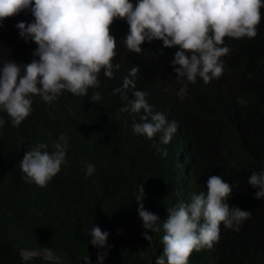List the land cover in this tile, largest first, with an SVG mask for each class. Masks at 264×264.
Wrapping results in <instances>:
<instances>
[{
	"label": "trees",
	"instance_id": "obj_1",
	"mask_svg": "<svg viewBox=\"0 0 264 264\" xmlns=\"http://www.w3.org/2000/svg\"><path fill=\"white\" fill-rule=\"evenodd\" d=\"M130 2L135 6L138 0ZM260 13L254 37L224 38L221 46L230 52L220 58L222 75L208 83L185 79L183 98L171 65L179 49L153 40L141 44L139 54L130 52L129 25L117 18L110 26L117 40L112 78L101 69L99 88H90L87 96L62 91L52 104L33 96L32 111L19 126L0 109V264H53L42 255H21L44 249L60 264H85V257L98 264V252L105 251L103 264H156L164 233L143 228L138 186L145 190V209L163 220L167 208L190 202L193 193L207 194L210 176H221L232 188L230 207L251 216L239 231L222 222L218 241L194 250L188 264H264V198L256 199L259 188L248 184L253 172L264 171V7ZM33 21L28 9L0 21V69L8 60L27 65L39 59L33 56L37 45L21 38L16 27ZM133 66L139 68L135 89L127 90L125 100L114 89L122 88ZM135 90L147 92L153 111L177 123L169 144H160V133L149 139L133 131L143 110L119 111ZM95 91L101 94L98 103L90 99ZM61 135L68 146L60 171L43 187L27 182L20 167L25 151L44 143L52 152ZM87 164L95 165L90 176ZM94 226L109 233L110 250L92 246ZM145 231L153 236L150 241Z\"/></svg>",
	"mask_w": 264,
	"mask_h": 264
},
{
	"label": "clouds",
	"instance_id": "obj_2",
	"mask_svg": "<svg viewBox=\"0 0 264 264\" xmlns=\"http://www.w3.org/2000/svg\"><path fill=\"white\" fill-rule=\"evenodd\" d=\"M262 7L264 0H138L135 6L130 0H34V3L33 0H0V21L26 9L31 11L34 21L18 22L16 27L21 38L37 45L33 56L39 58L27 65H17L10 60L3 64L0 69V109L8 114L13 126H19L32 111L33 96H40L52 104L62 91L87 96L90 88H99L101 69L106 77L112 78L117 40L111 34L110 26L117 18L126 20L129 25L125 44L130 52L139 54L141 44L153 40L162 41L165 48L179 49L171 65L182 85L177 95L183 98L187 94L185 79L195 83L200 77L208 83L222 75L225 66L220 58L230 52L229 47L221 46L224 38L254 37ZM119 67V64L115 65L116 70ZM138 70V66H133L129 76L124 78L122 88L114 89V94L120 93L127 100V90L135 89ZM148 95L145 91L135 90L134 98L119 111L139 114L143 110L140 122L132 125L133 131L149 139L160 133V144L167 145L178 125L175 121L169 122L164 113L154 112L147 102ZM90 99L98 103L100 92H92ZM3 124L4 120L0 119V126ZM67 146V137L61 135L52 152L46 150L48 146L44 143L25 151L20 161L25 174L23 178L29 183L45 186L65 163ZM154 147L160 151L158 145L154 144ZM164 154H167L166 150ZM94 171L95 165L87 164L86 174L90 176ZM248 184L259 188L256 199L264 198V171L253 172ZM138 188L135 200L143 228L152 233L161 230L164 233L163 252L156 264H188L194 250L210 249L218 241L222 222L225 227L239 231L242 222L251 216L249 211L229 206L227 200L232 188L221 176L208 178L207 194L193 193L190 202H178L167 208L163 220L145 209L143 184ZM108 236V232L94 226L90 243L110 250ZM143 236L148 241L153 238L147 231ZM107 254V251L98 252V264H103ZM45 259L60 264L50 250ZM85 264H90L88 257H85Z\"/></svg>",
	"mask_w": 264,
	"mask_h": 264
},
{
	"label": "water",
	"instance_id": "obj_3",
	"mask_svg": "<svg viewBox=\"0 0 264 264\" xmlns=\"http://www.w3.org/2000/svg\"><path fill=\"white\" fill-rule=\"evenodd\" d=\"M27 254H34V255H45L49 252V250H42V251H36V250H33V251H25Z\"/></svg>",
	"mask_w": 264,
	"mask_h": 264
},
{
	"label": "rangeland",
	"instance_id": "obj_4",
	"mask_svg": "<svg viewBox=\"0 0 264 264\" xmlns=\"http://www.w3.org/2000/svg\"><path fill=\"white\" fill-rule=\"evenodd\" d=\"M21 255H22V257H23L24 259H28V258H30L31 256H33V255H30V254H27V253L25 252V250L21 251Z\"/></svg>",
	"mask_w": 264,
	"mask_h": 264
}]
</instances>
